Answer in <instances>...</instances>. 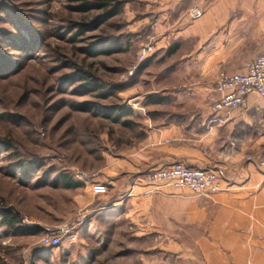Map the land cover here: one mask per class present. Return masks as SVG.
Segmentation results:
<instances>
[{"label":"crops","instance_id":"crops-1","mask_svg":"<svg viewBox=\"0 0 264 264\" xmlns=\"http://www.w3.org/2000/svg\"><path fill=\"white\" fill-rule=\"evenodd\" d=\"M125 1L139 32L135 52L144 40L154 44L136 69L138 96L144 102L151 94L154 112L138 143L93 177L104 192L82 179L74 200L83 214L66 225L86 235L111 216L117 229L128 224L164 248L165 257L137 264H264V98L249 92L240 106L208 108L217 71L242 70L264 47V0ZM193 3L202 12L191 19ZM173 161L214 168L220 189L195 194L133 181Z\"/></svg>","mask_w":264,"mask_h":264},{"label":"rangeland","instance_id":"rangeland-1","mask_svg":"<svg viewBox=\"0 0 264 264\" xmlns=\"http://www.w3.org/2000/svg\"><path fill=\"white\" fill-rule=\"evenodd\" d=\"M69 2L0 0V139L12 142L9 148L0 144V205L19 210L24 224L42 225L23 233L0 224V264H137L138 258L165 257L154 239L125 223L117 229L111 216L98 232L78 230L73 242L66 232L57 246L40 241L42 233L57 231L83 214L75 189L61 184L59 171L80 180L93 171L97 175L107 158L138 143L147 115L154 112L151 94L144 102L138 96L136 70L127 73L139 32L132 33L123 10L73 39L76 27L70 26L89 20L95 10L79 12ZM104 38L122 47L94 54L83 50L93 42L104 45ZM73 65L92 72L105 87H121L100 96L83 80L65 81ZM115 102L132 107L123 116L131 122L104 116L102 108Z\"/></svg>","mask_w":264,"mask_h":264},{"label":"built area","instance_id":"built-area-1","mask_svg":"<svg viewBox=\"0 0 264 264\" xmlns=\"http://www.w3.org/2000/svg\"><path fill=\"white\" fill-rule=\"evenodd\" d=\"M187 8V14L191 19L200 16L202 12L201 8L194 3ZM153 51L154 44L151 39L142 41L136 49L133 61L127 68V73L135 70L143 58ZM213 80V89L217 96L208 106L211 111L240 106L249 92H255L264 98V47L244 62L242 70H218ZM95 175L96 171H93L84 175L83 178L90 179V189L93 193L104 192L107 188L105 182L94 179ZM136 180L142 181L151 188L161 186L162 188L163 186L174 189L185 188L195 194H212L221 187L214 168L194 167L181 161L147 168L146 171L136 175ZM63 232H66L72 240L76 238L67 225L61 226L57 231L44 232L39 238L44 245L57 246L62 241Z\"/></svg>","mask_w":264,"mask_h":264},{"label":"trees","instance_id":"trees-1","mask_svg":"<svg viewBox=\"0 0 264 264\" xmlns=\"http://www.w3.org/2000/svg\"><path fill=\"white\" fill-rule=\"evenodd\" d=\"M73 2H69L68 6L71 9H74L79 12H89L92 10H95L90 16L89 20H83V21H76L75 24L71 25V27H76V30L72 31V34L70 35L71 38H75L76 34L84 33V30L89 28H95L100 23L107 22L110 18H112V15H115L119 13L125 0H72ZM133 34H136V31H132ZM117 42V41H116ZM91 46H84L83 50L90 54L99 53L101 51L109 52L113 49H120L122 46L119 43H115L113 41L111 44L105 43L104 38V45L102 42H93ZM149 56V55H148ZM147 57V56H146ZM143 58V61L139 63L137 68H139L143 62L145 61V58ZM136 68V69H137ZM135 69V70H136ZM65 81L71 82L74 80H83L84 86H89L90 89L97 90L98 95L106 96L114 94L116 89L121 87V84L115 83V84H107V87L104 86V83L101 79H99L96 75H94L92 72L87 70L86 68L83 69L80 66L73 65V69L70 70V72H67L64 74ZM155 100L153 97H149L148 101ZM133 109L131 106L127 105L126 103H118L115 102L113 104L105 105L102 108V112L104 116L107 118H110L113 121H120L121 123L127 124L131 122L129 118L123 117L126 115H129L132 113ZM0 144L2 148H9L12 146V142L9 139H0ZM57 178L61 180V184L64 187L74 188L75 191H78L80 187L83 185L82 180L78 178H72L71 175H69L65 171H59L57 174ZM21 213L19 210H14L10 206L0 205V224L1 225H7L8 227L12 228L14 231H20L23 233H32L41 228V224L39 223H32V224H24L21 221ZM62 242V241H61ZM61 244V243H60ZM51 246V245H46Z\"/></svg>","mask_w":264,"mask_h":264}]
</instances>
